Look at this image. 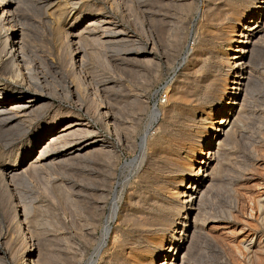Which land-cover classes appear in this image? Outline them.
<instances>
[{
    "label": "rangeland",
    "instance_id": "rangeland-1",
    "mask_svg": "<svg viewBox=\"0 0 264 264\" xmlns=\"http://www.w3.org/2000/svg\"><path fill=\"white\" fill-rule=\"evenodd\" d=\"M2 1L0 60L20 33L25 75L0 68V264H152L204 148L172 263L264 264V0ZM259 4L216 132L228 48Z\"/></svg>",
    "mask_w": 264,
    "mask_h": 264
},
{
    "label": "bare ground",
    "instance_id": "bare-ground-1",
    "mask_svg": "<svg viewBox=\"0 0 264 264\" xmlns=\"http://www.w3.org/2000/svg\"><path fill=\"white\" fill-rule=\"evenodd\" d=\"M262 2L263 1H261V3ZM5 4L6 3H4L1 0L2 8L0 9V12H1L0 22L3 18L5 20V16L9 13V10L7 9V5H5ZM256 7H257V10L254 11L253 13H251L249 17L245 18L244 22L242 21V23L237 24L236 36L233 39V44L228 48L229 50L233 51V55L230 56V58H229V64H230V67H232V69H234L233 70L234 74L232 75L233 78L229 79L228 77H229L230 73L229 72L227 73V78L224 80V83L227 87L226 88L227 90H226L225 96H223L224 97L222 100L223 105L221 107L215 109V111H214L215 112L214 119H216V120H214L212 122V124H214V123L217 124V127L214 129L216 132L218 130H219V132H221V131L224 132L226 130V127L228 125H230V123H232L231 119H228V117L226 119V116L229 113V112L227 113V106L230 105L231 99L236 100V90H239L240 87L243 85L244 74H245V69H246V61H245L246 52H247L246 50H247V47L250 45L251 41L253 40L252 38H254L255 35L259 31V29H258L259 26H257L256 23L253 26H250L256 21L257 16H259L261 13V9H262L261 4H259ZM7 21H8V19H7ZM94 25H97V24H94ZM10 29H11V27H10ZM107 31H109V30H107ZM19 34L20 33L17 34L16 32L15 33L12 32V35L7 37L9 42H10L9 43L10 47L6 51L5 56L7 57L6 59L9 63L5 62V60L4 61L0 60V68L4 67L7 69H10L9 65L13 62L15 67L14 68L11 67L9 74H10L11 78H13L17 81H18V79H22L25 75L24 71L22 70L23 67H21L22 62L24 61L23 60L24 55L21 52V41L18 39L20 36ZM106 34H109V33H106ZM111 34H113V33H111ZM114 35H115V33H114ZM6 65H8L9 67H7ZM6 71H9V70H6ZM26 71H28L26 74V75H28L29 70L26 69ZM0 90H3V89H0ZM40 93H42V92H40ZM0 95H2V93H0ZM36 101H37V99L33 97V98H29L25 103H19V102L15 101L14 103L11 104V106L12 107L17 106L20 108L22 104L24 106L25 105H34V103ZM5 108H6L5 103H3L2 100L0 99V111L4 110ZM157 112H158V109L154 106L153 107V114L155 115V114H157ZM216 115H218V117H216ZM75 123H77V122H75ZM68 126H70V125H67L64 128H67ZM146 135H147V131L143 134V136L141 138V146L143 145V143L146 139ZM214 137H216V136H214ZM95 141H98V140H93L92 142H95ZM204 141H205V143L208 142L209 138H206V140H204ZM202 151L203 152L200 154L201 157H199V159H196L192 164H190L192 166L187 169V174H186L185 179H188L189 183H186L183 190L177 192V198H178L180 204L182 205V207L185 208L184 215H181L179 217L177 216L176 220H172L168 224V227L165 231L164 236L160 240H158L159 242H157L158 244L155 246L157 249V253L154 256L155 259L153 260L152 264H173L172 263L173 258L172 257L170 258V251L173 248V246H174V249L177 248V246H178V244L174 238L175 237L174 233L178 232V229H179L180 231L178 233L181 234L182 228L186 224H188V222H190V220H189L190 211L193 209V206L195 205V203L198 202L197 201L198 200V194L196 191V189H198L197 184L200 181V179L202 178V175H204V174H201V176H200V173H201V170L205 171L204 169L208 164V158H209L208 148H204ZM181 183H183V182H181ZM178 184H176V185H178ZM118 200H119L118 196H116V194H114L113 201H112L113 206H112V210H111V215L106 221L107 225H106L105 237L109 233V229H110L109 228V222H111V220L115 219V217L117 215V212H118L117 201ZM160 256H161V259L155 263V260H157Z\"/></svg>",
    "mask_w": 264,
    "mask_h": 264
}]
</instances>
